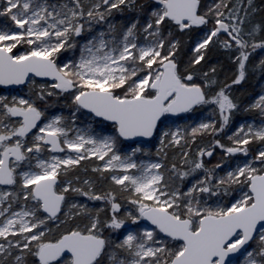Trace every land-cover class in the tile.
<instances>
[{
  "label": "snow or ice",
  "instance_id": "1",
  "mask_svg": "<svg viewBox=\"0 0 264 264\" xmlns=\"http://www.w3.org/2000/svg\"><path fill=\"white\" fill-rule=\"evenodd\" d=\"M2 2L0 16H9L16 30H0V85L34 87L33 76L51 78L54 83L40 85L34 99L0 95V186L18 189L0 190V217H5L15 200L36 202L34 208L12 212L0 222V240L4 241L0 242V264H9V258L12 264H26L29 254L35 258L34 264H233L229 257L241 250L243 264H264V150L252 161L238 165L223 176L215 171L220 164L209 169L202 159L193 162L188 172H179L173 164L172 171L181 180L200 169L205 173L182 192L169 182L171 177L165 180L160 172L162 163L136 162L134 157L142 151L140 147L125 155L117 148L120 138L152 137L165 114L189 112L196 105H216L222 123L217 128L215 122H202L191 129L193 137L197 133L224 131L238 108L227 89L244 81L249 57L257 49H264V39L256 40L264 30L261 25L244 32L240 12L243 10L247 17L248 10L242 8L243 0H237L227 15L222 9L228 8L231 0H219L206 11L201 8V0H153L155 6L142 29L152 39L144 46L137 43L139 20L124 29L120 40L115 36L117 26L110 24L108 33L101 31L82 46L78 62L67 61L62 66L57 64L58 54L76 47L73 39L82 34L85 24H99L111 16L113 10H122V6L143 11L144 5L137 0ZM248 5L251 7L252 0H248ZM210 18L213 27L194 47L196 55L190 66L195 67L205 59V51L214 38L223 48L238 52L235 57L238 75L232 85H225L215 95L206 92V88L216 81L209 80L208 73H204L202 85L196 82V74L181 71L175 59L179 41L170 42L165 50L166 38L162 34V28L186 31L206 26ZM221 33L226 34L227 39L220 40ZM109 34L111 39L107 38ZM172 34L169 30L168 36ZM21 44L30 47L14 53ZM260 63L264 67V60ZM53 90L61 94L70 92L76 112L87 109L95 117L112 122L117 135L93 133L91 127L87 131L70 128L62 115L44 120L45 111L37 106V101L45 102L46 97L56 94ZM251 109L264 114V94L246 110ZM75 118L73 113V123ZM165 138H170L169 143L175 145L183 139L179 129L165 131L160 139L161 150ZM228 139L234 146L226 147L219 140L215 141V146L229 155L248 156L247 145L253 140L264 142V126L241 124ZM45 146H50L47 150L52 153L75 155L40 159L38 154ZM33 153L35 157L29 155ZM205 155L211 157L213 152H198L199 157ZM93 157L104 161L102 167L93 168L94 172L121 173L113 174L111 181L121 192L131 193L128 200L136 206L138 215L127 212L120 216L121 204L115 192L97 194L89 180L83 182L88 187L85 191L67 178L81 161ZM33 158L39 171L32 170ZM184 160L187 162V153ZM257 161L259 168L254 166ZM25 162L28 170H20ZM61 175L65 177L63 181L58 179ZM233 186H239L241 195L227 206H222L221 201L213 208L202 196H229L234 191ZM69 191L93 201L108 202L111 216L102 224L99 212L103 209L93 213L86 205H67L63 213L67 219L86 216L89 222L83 227L70 228L57 239H47L46 233L51 231L46 228L47 222L60 218ZM5 201H9L6 208L3 207ZM41 210L46 217L38 216ZM141 220L150 221L155 229L126 230L113 238L129 221L138 225ZM105 228L113 231L106 236ZM158 233L177 243L170 245L160 240ZM250 243L255 247L246 248ZM12 249H20V255L13 257Z\"/></svg>",
  "mask_w": 264,
  "mask_h": 264
},
{
  "label": "trees",
  "instance_id": "2",
  "mask_svg": "<svg viewBox=\"0 0 264 264\" xmlns=\"http://www.w3.org/2000/svg\"><path fill=\"white\" fill-rule=\"evenodd\" d=\"M219 0H201V8L203 10H207V8L214 3H218ZM138 4L144 5V10L139 11L135 9H129L122 6V10L117 11L113 10L112 15L108 16L105 21L97 24L92 23L90 29L85 27V30L79 37H74L73 42L76 44L74 49H69L67 51L62 50L57 56V64L62 65V61L67 60H75L80 55V44L82 40L88 39L97 29L104 28L105 32H109V25H116L117 31L115 36H121L123 34L124 29H126L134 20L139 16L141 20L146 18V13L155 5L153 4V0H137ZM237 3V0H231L229 3L228 8L222 9L227 15L229 9L233 7L234 4ZM243 9L248 10V16H244V11L241 10L240 16L244 19L243 29L244 32H249L253 29L255 25H261L264 28V0H252V5L249 7L248 0H243L242 4ZM0 22L10 23L12 22L9 19V16H0ZM229 22V21H226ZM212 23V19H209V24L206 26L194 27L190 30L180 31L179 29H168L162 28V34L166 38L165 40V50H167L168 45L170 42L179 41L178 50L176 51L175 59L178 61L181 71L187 70L196 74V82L204 84L205 78L204 73H208L209 80H215L216 83L211 85L210 88H206V92L210 95H215L220 88L224 87L225 85H232V81L238 75V64L235 61V57L238 55L235 49L228 50L223 48L220 43L216 42V38L213 39V42L209 44L207 50L205 51V59L201 61L199 65H195V67H191V60L196 55L193 52L194 43L196 39L203 36L204 31L208 29ZM172 31V36H168V31ZM220 40L227 39L226 34L221 33L219 36ZM245 39H248L245 36ZM264 39V30H262L259 35L256 36V40ZM251 43V41H250ZM250 51V49H249ZM264 60V49H257L252 55L249 57V60L246 63V77L244 81L240 84L232 85L231 88L227 89V92L230 93L231 98L234 102L238 105V108L234 110L230 122L232 127H235L238 121L246 119V118H253L255 121L264 120V114H261L257 109H249L250 104L255 98V95L263 90L264 88V67L261 66V61ZM215 69V72H212V69ZM56 92L55 95L46 97L45 102L37 101V106H43L47 113H57L59 111H63L66 108H70V111L73 110L76 105L72 103V94L69 93H59L58 90H53ZM35 94V92H34ZM46 112V111H45ZM204 112H210L211 115H215L216 119V127L219 128L222 121L219 116V111L215 108V105L210 106L209 104L206 105H199L192 109V112L187 114H181V116H173L175 119H181L183 117L191 116L192 114L196 116L202 115ZM76 118L78 120L83 121L85 119L84 111L82 109L76 114ZM163 119H161V122ZM183 126L186 127L188 130L190 128V124L183 122ZM225 130L219 133H209L205 132L203 134L197 133L195 137L191 135L189 130L187 131L186 136L183 137L182 141L185 143L184 145L180 143L175 147H167L164 149V154L161 152L154 153L155 157L160 159L163 162V174L165 176V180L168 181L169 177H171V181H169L174 187L181 186V191L183 192L187 182L193 179H199L204 176V170L200 169L197 170L195 173L189 175L188 177L184 178L183 180L180 179L177 173L172 171V165L175 164L177 170L179 172H188L194 166L193 162H196L200 159L203 160L204 165L206 168H215L217 164H220L222 170L216 168L215 171L218 175L223 176L224 173V166L227 162H230L231 155L227 154L226 152L222 151V148L215 146V141L219 140L221 144L227 146L231 143V141L227 140L225 137ZM123 144L127 145L126 142ZM264 146V142L261 141H252L246 147L248 148V152L254 154V157L258 153V149ZM187 148V162L184 160V154H181L180 151ZM213 149V155L209 158L207 156L199 157L198 152L201 150H208ZM153 150V149H151ZM227 161V162H226ZM92 161H82L78 166H76L72 171L68 173V177L70 179H75L79 177V180L76 181V185L78 184L80 187L84 188L85 191L88 190V187L84 185L83 181L89 179L93 183V191L97 194H103L108 191L115 192L117 195V200L122 203L123 207L130 206L133 209H136L135 205H132L128 197L131 193L121 192L111 181V178L108 177L107 173L94 172L91 168ZM64 177V176H63ZM65 178V177H64ZM234 191L232 195L229 196H208L207 194H202L203 198L208 199L209 202H217V200L222 201L224 205H229L233 200H235L238 196V190L240 189L239 186H233ZM245 189L247 190L246 186ZM134 198V197H133ZM32 201V200H30ZM35 205L36 202L32 201ZM78 203V205H86L88 209L93 210V213L96 210L103 209V211L99 212V217L101 223L103 224L104 221L108 220L111 216L110 211V204L106 201H93L88 199L85 196L75 194L71 191L66 194V205L69 203ZM64 208L62 209V214L60 218L64 216ZM75 211V210H73ZM39 216L42 218L46 217L45 214L42 212H38ZM120 216H123L124 213H119ZM59 218V219H60ZM57 220H49L47 222L46 228L48 227L51 229L50 232H47V239H57L62 233L68 231L70 228L75 226H79L82 224H87L88 218L86 216H77L75 219H67L66 223L60 224L57 227L54 223ZM113 230L111 229H104V234L107 236ZM169 240V239H168ZM173 245L177 242L172 241ZM167 243H171L169 240ZM171 245V244H170ZM35 258L32 257L30 254L26 256V264H34Z\"/></svg>",
  "mask_w": 264,
  "mask_h": 264
},
{
  "label": "rangeland",
  "instance_id": "3",
  "mask_svg": "<svg viewBox=\"0 0 264 264\" xmlns=\"http://www.w3.org/2000/svg\"><path fill=\"white\" fill-rule=\"evenodd\" d=\"M64 0H49V3H63ZM4 7V4L2 2V0H0V9H2ZM153 8V7H152ZM152 8L146 13V18L144 20H141L140 17L138 16L134 22H136L137 20H139V24L137 26V30H136V36H137V43L141 46H144L148 40H151L152 37H147V34L143 32V27L145 26L147 20H148V13L152 10ZM103 10V9H101ZM15 11V10H14ZM10 19V17H9ZM10 21L12 22V25L10 23H5V24H2L3 22H0V30H5V29H8V30H16L15 28V24L14 22L10 19ZM133 22V23H134ZM132 24V23H131ZM130 24V25H131ZM129 25V26H130ZM128 26V27H129ZM85 27L86 28H89L91 27V25H88V24H85ZM213 27V25H211L208 29H206L204 31V34L203 36L199 37L198 39H196L195 43H194V47L196 46L197 42L202 40L203 37L205 36V34L208 32L209 29H211ZM105 32V29L104 28H101V29H97V31H95L88 39L86 40H82L81 44H80V51L82 50V46L87 43L90 39H92L94 36H97L99 32ZM106 33V32H105ZM224 34V33H223ZM123 37V34L121 36H116V39L117 40H120L122 39ZM147 37V39H146ZM108 39H111L112 36L111 34L108 35L107 37ZM30 46L26 45V44H21V45H18V47L16 49H14V53H20V52H24L26 50H28ZM194 49V48H193ZM238 54V53H237ZM80 55H81V52H80ZM79 55V57H80ZM79 57L75 60H67V61H74V62H78L79 60ZM67 61H62V65L67 62ZM61 65V66H62ZM32 80H35L36 81V85L33 87L32 85L30 84H26V86H23V87H20L19 89H9L8 91L7 90H3V89H0V95H5V96H8V97H12V96H17V97H24V98H31V99H34L35 98V95H34V92L39 88L40 85H45V86H50L52 83H54V81H51V82H46V81H43V80H37L35 77H31ZM31 89V90H30ZM261 94H264V88L263 90H261L260 92H258L256 95H255V98L254 100ZM254 100L252 101V103L254 102ZM251 103V104H252ZM250 104V105H251ZM210 106L213 107V104H209ZM39 106V105H38ZM42 110L46 111L45 112V117H44V120H47V119H50L51 117L55 116V115H62L63 117L66 118V123L68 124V126L70 128H80V129H84V130H88L89 127H91L93 133H99L100 135H104V136H116L117 133H116V130H115V125L114 124H111L109 122H105L101 119H98L96 117H94L93 115H90L88 114L87 112L84 111V115H85V119H83V121L81 120H78L77 118H75V121L73 123L72 121V117H73V113H75V117H76V114L79 112H76V107L70 111V108H66L64 109L63 111H59L57 113H52L50 114L49 112L47 113V110H45V108H43V106H39ZM215 108L218 110L217 106L215 105ZM83 110V109H82ZM219 111V110H218ZM220 116V115H219ZM164 118V119H163ZM163 121L161 122L160 120V123L157 127V130L155 132V135L153 138L150 139V141L148 142H139V143H132V142H129L127 143V145L123 144L125 141L120 138L119 141H118V145H117V148H118V151L121 155H125V154H128L131 152V150L135 147H140L142 149L141 152L137 153L136 156L134 157V159L136 160V162L138 164H150V163H162L163 162L156 158L154 153H158V152H162L164 154V149L165 148H171V147H175L177 145L175 144H172V143H169V139L170 138H165L164 139V146L161 150V144H160V139H161V135L163 132L165 131H168V132H174L176 131L177 129H179L181 131V135L182 137L186 136L187 134V131L189 130V132H191V129L192 128H195V127H198L200 123H211V122H216V119L215 118V115H211L210 112H204L202 115L200 116H196L194 114H192L191 116H187V117H183L181 118L180 120L179 119H175L173 116H166L164 115L163 117ZM221 118V117H220ZM15 120V119H14ZM13 120V121H14ZM183 122L185 123H188L190 124V128L187 130L185 126H183ZM241 124H251L253 125L254 127H261V126H264V120H260V121H255L253 118H246V119H243V120H240L237 122V124L235 125V127H232L231 124H230V128H229V124L224 128L226 134H225V137L226 139L229 141L228 137L233 135V133L237 130V128L241 125ZM36 131V130H35ZM34 131V132H35ZM33 132V133H34ZM74 133H71L70 132V135H73ZM32 135V134H31ZM31 135H29V144L28 146H30V138H31ZM231 143L228 144L226 147H231V146H234L233 145V141L230 140ZM255 141V140H253ZM183 145L185 144L182 139H181V142ZM48 146H45V150L42 151L39 155V158L40 159H50V157L52 155H58V156H61V157H64L68 154H71V155H75V153H68V152H65V153H52L50 151L47 150ZM153 149V150H151ZM261 150H264V146L260 147L258 149V152L261 151ZM187 151V148L186 149H183L180 151L181 154H185ZM205 151H212L213 152V149H208V150H205ZM223 152H225L223 149H222ZM258 154V153H257ZM30 156H33L35 157V153L33 154H29ZM207 156V155H205ZM209 157V156H207ZM254 158V154L252 153H249L248 156H244L242 153H237L235 155H231V158H230V162H227L226 165L223 167L224 168V173H226L227 171H230V170H234L238 165L242 166L245 162H248V161H252ZM88 161H92V169L93 168H96V167H102L103 164H104V161H99L97 160L95 157L93 158H90V159H87ZM85 160V161H87ZM84 161V160H83ZM82 162V161H81ZM37 163L36 159L33 158L32 161H31V164H32V170H35V171H39V169H36L35 168V164ZM254 166L256 167H261V165L259 164V162H255ZM220 170H222V167L218 168ZM20 170H28V165H27V162H25L24 164L21 165V168ZM160 172L163 173V169L161 168L160 169ZM107 173L108 177L111 178V176L113 174H116V175H120L121 173L119 171L113 173V172H105ZM225 175V174H224ZM221 176V175H219ZM165 177V176H164ZM203 178V177H201ZM65 178L63 177V175L60 176V181H63ZM70 179V178H68ZM89 180V179H87ZM197 179H193L191 178L187 184H186V187L184 189V191H187V189L189 187H191V185L196 181ZM76 179L73 180V183H74V186L76 187H80L78 184L76 185ZM84 182V181H83ZM114 184V183H113ZM115 185V184H114ZM117 187V189H119V186L115 185ZM86 187V185H85ZM180 189H181V186H178ZM0 190H5V191H18L17 188L15 187H4V186H0ZM246 190V189H244ZM120 191V190H119ZM241 195V192H240V189L238 190V196L236 199L239 198V196ZM11 199V198H10ZM235 199V200H236ZM31 199H29L28 201H23V199L21 198L20 200H15L12 204V208L9 210V212L5 213V217H0V222L3 221V219L7 218V216L11 215L12 212H19V211H22V210H27V209H32L34 208V204L32 201H30ZM206 200H207V204L208 206H211V207H216L217 206V203L218 202H221L219 200H217V202H209L207 197H206ZM235 200H233L232 202H234ZM118 201V200H117ZM119 202V201H118ZM123 203V201H121ZM231 202V203H232ZM8 203L9 201H5L4 204H3V207H7L8 206ZM75 203V202H74ZM120 203V202H119ZM121 204V210H120V213H127V212H131L133 215H138V212L137 210L133 209V207L131 208L130 206L128 207H123ZM70 204H73L72 203H69L68 205ZM78 205V203H75ZM222 206H226V205H222ZM67 211V206L66 208H64V212ZM39 216V214H38ZM46 216V215H45ZM42 218V216H40ZM61 220H66V216L64 215L62 218H60L57 222H55L54 224L57 226V225H60V224H63L61 223ZM85 224H82V225H79L80 227H83ZM48 228V227H47ZM136 229H148V230H154L155 227H153L150 223L146 222L145 220H141L139 222L138 225H133L131 224V222L129 221L128 223H126L125 225V228L124 229H121L119 230L117 233H115V235L113 236L114 239L118 238L119 236H121L126 230H136ZM158 232V230H156ZM46 237H47V233H46ZM158 238L160 240H163L165 242H168L169 240H171L170 238H167V237H164L162 235V233H158ZM9 239H16V238H13V237H9ZM169 239V240H168ZM0 242H4L2 240H0ZM6 243V242H5ZM171 245H173V242L171 241L170 243ZM249 247H255L254 244H250ZM14 249H12V255H14ZM16 255H20V249H17L16 251ZM14 257V256H13ZM243 260H244V256H241L240 259L236 260L233 262V264H243ZM9 264H12V260L11 258H9Z\"/></svg>",
  "mask_w": 264,
  "mask_h": 264
},
{
  "label": "water",
  "instance_id": "4",
  "mask_svg": "<svg viewBox=\"0 0 264 264\" xmlns=\"http://www.w3.org/2000/svg\"><path fill=\"white\" fill-rule=\"evenodd\" d=\"M34 77V76H33ZM37 80H43V81H49V82H51L52 80H51V78H47V77H35ZM23 86H26V84H24V85H8V86H3V85H0V88L1 89H3V90H8V89H19L20 87H23ZM196 106H198V105H196ZM196 106H194V107H196ZM193 107V108H194ZM83 110H85L88 114H90V115H93L94 117H95V115L93 114V113H90L87 109H83ZM192 111V110H191ZM190 112V111H189ZM184 113H188V112H184ZM169 114H171V115H181L182 113H177V114H172V113H169ZM96 118H98V119H101V120H103V121H105L103 118H100V117H96ZM162 118V117H161ZM106 122V121H105ZM107 122H109V123H111V124H113L112 122H110V121H107ZM158 125H159V122H158ZM158 125H157V127H158ZM35 130V129H34ZM33 130V131H34ZM30 134H32V133H30ZM29 134V135H30ZM154 135H155V133H154ZM154 135L152 136V137H137V138H134V139H132V140H124V141H126V142H132V143H139V142H148V141H150V139L151 138H153L154 137ZM50 147V146H49ZM43 212V211H42ZM46 214V213H45ZM146 222H148V223H150V221H147V220H145ZM151 224V223H150ZM153 226V225H152ZM153 227H155V226H153ZM162 235L164 236V237H166L163 233H162ZM167 238H169V237H167ZM171 239V238H170ZM251 244V243H250ZM249 244V245H250ZM249 245H246L245 247L246 248H249ZM241 256H243V250H241V253H236V254H234V255H232V256H230L229 257V259L231 260V261H236V260H238L239 258H241Z\"/></svg>",
  "mask_w": 264,
  "mask_h": 264
},
{
  "label": "flooded vegetation",
  "instance_id": "5",
  "mask_svg": "<svg viewBox=\"0 0 264 264\" xmlns=\"http://www.w3.org/2000/svg\"><path fill=\"white\" fill-rule=\"evenodd\" d=\"M0 89H1V88H0ZM38 107H39V106H38ZM166 116H169V115L166 114ZM12 119L14 120V119H16V118H12ZM34 131H35V130H34ZM34 131H33V132H34ZM30 135H31V134H30ZM48 147H49V146H48ZM209 158H210V157H209ZM58 179L60 180V177H59ZM1 187H2V186H1ZM4 187H12V186H4ZM13 251H14V255H13V256H16V253H17L16 251H17V249H14Z\"/></svg>",
  "mask_w": 264,
  "mask_h": 264
}]
</instances>
